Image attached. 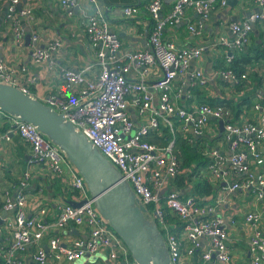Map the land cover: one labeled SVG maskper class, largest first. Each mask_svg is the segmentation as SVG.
<instances>
[{
  "label": "built area",
  "instance_id": "2783aa9c",
  "mask_svg": "<svg viewBox=\"0 0 264 264\" xmlns=\"http://www.w3.org/2000/svg\"><path fill=\"white\" fill-rule=\"evenodd\" d=\"M32 1L0 0V7L5 8L4 21L18 43L26 32L19 19L24 17L30 22ZM85 1L92 7L82 15L85 34L95 50V63L81 69L61 68L62 89L48 94L43 102L61 113L120 171L163 236L170 264H232L230 253L236 238L230 237V230L237 221L234 216L224 214L223 195L227 197L240 190L256 202L245 210L243 217L249 231L246 239L249 264H264V153L260 149L264 145V94H257L251 107L257 113L256 121L230 124L226 106L195 102L191 91L196 86L206 87L210 78L234 84L248 81L247 70L235 72L229 65L234 51L250 41L254 26L264 23V0H253L259 7L257 12L228 24L231 40L222 37L214 42L226 50L228 67L214 71L210 77L191 67L201 56L202 46H177L166 41L162 32L166 26L181 23L185 10L192 9L198 19L187 21L186 28L192 35L200 36L215 5L225 6L226 0H174L166 15L161 13L163 0H149L148 47L140 50L123 49L119 35L98 7L99 0ZM59 3L67 15L79 6L78 0ZM123 13L132 17L138 13V7L124 6ZM27 34L35 62L45 61L61 45L59 40H47L40 45L34 29ZM94 67L97 72L88 76L86 73ZM19 72L21 78L16 76L14 67L0 58V82L31 95L29 85L33 76L26 65L20 66ZM175 81L178 84L174 87ZM9 119L30 151L20 177L21 188H27L31 167L37 164L66 181L68 189L78 196L77 202L83 203L73 206L69 201L62 202L54 219L45 221V208L37 214L27 213L22 191L14 196L5 195L4 209L13 217L5 234L8 242L0 241V264H25L28 246H34L31 258L36 264H68L99 253L105 254L106 264H136L124 241L96 210L83 177L64 153L33 124L10 115ZM211 120L216 123L221 120L223 130L217 142H205L202 151L210 159L205 170L218 182L222 194H210V202L206 204L195 192L183 195L176 187L178 178L201 176L205 170L199 173L192 172V167H180L174 133L177 126L183 136H189L188 140L195 143L206 133ZM163 128L173 135L165 144L146 139L161 136ZM1 139L8 140L7 133ZM222 142L228 145V155L220 151ZM170 215L179 223L173 222ZM69 224L83 226L85 230L82 236L65 243L63 234L69 232Z\"/></svg>",
  "mask_w": 264,
  "mask_h": 264
},
{
  "label": "crops",
  "instance_id": "0c3cea01",
  "mask_svg": "<svg viewBox=\"0 0 264 264\" xmlns=\"http://www.w3.org/2000/svg\"><path fill=\"white\" fill-rule=\"evenodd\" d=\"M79 6L72 9L71 15H67L59 0H33L30 3L32 8L31 20L24 17L19 19L21 25L25 26L24 38L19 43L14 40L9 26L4 21L5 8L0 7V58L6 64L16 69V76L21 78L19 67L26 65L28 72L33 76V83L29 85L31 95L43 101L48 94L62 89L64 80L60 77L61 68L81 69L88 64H94L96 60L95 50L91 46L83 24V11L90 12L92 7L85 0H78ZM149 0H99L98 7L106 15L112 30H114L121 40L122 48L125 50L146 49L147 36L149 30V15L146 5ZM174 0H163L162 15L168 14ZM29 5V4H28ZM134 5L138 7V13L132 17H127L123 13V7ZM23 6V5H22ZM21 5L19 6V8ZM259 7L253 0H238L233 7L220 6L216 4L209 18L203 24L200 36L192 35L186 28V23L194 22L198 19L197 14L192 9H186L184 20L176 25L166 26L162 36L166 41H171L177 46H202L201 56L195 60L191 67L198 68L209 77L214 71L221 69L225 62L226 50L221 45H214L220 38L231 40L228 24L231 21H241L247 18L248 14L257 12ZM29 25V26H28ZM36 30L39 34V44L44 45L47 40H59L61 45L55 51H51L48 58L42 62H35L31 58V43L25 37L30 30ZM237 61L252 59L244 66L248 71V81L241 87L234 83L224 81L222 78H210L206 87L200 88L199 97H216L227 99L230 111L229 123L237 124L246 121H256L257 113L251 107L257 100V94H264V23L258 22L250 34V41L241 50L234 51ZM256 59V60H253ZM97 68L86 73L93 77ZM186 80L184 86L186 87ZM178 82H174V87ZM251 100V103L243 102ZM196 100V99H195ZM196 102V101H195ZM182 103V100L181 102ZM132 118L134 115L132 114ZM7 133L9 139L0 141V216H3V223L0 225V241L7 243L5 234L9 221L13 215L4 209L5 195L14 196L22 191L26 196L25 209L29 214H37L39 209L45 208L43 215L45 221H52L57 213V206L62 202H77L78 196L68 191L66 181L61 177L52 176L49 171L37 164L31 167L30 182L26 189L20 186V177L25 163L29 157V147L17 136L12 127L9 115L0 111V138ZM219 123L211 120L208 123L206 133L201 138L203 142L213 144L220 136ZM189 135V134H188ZM220 151L225 155L229 154L226 142L219 143ZM264 153V145L260 148ZM188 176L176 182V187L181 189L183 195L195 192L201 197L203 203L209 204L210 194L218 196L222 194L218 182L215 181L214 188L210 184H205L209 191L201 195L199 188L194 184V180L199 178ZM225 198L226 216L232 215L236 218L237 225L231 227L230 237L236 238V243L231 247L232 264H249L246 239L249 231L244 226L243 217L248 207H254L255 200L246 195L243 190L232 194L223 195ZM253 200V201H252ZM2 226L4 228H2ZM69 232L64 233L63 242L68 243L73 238L83 235V226L69 224ZM9 231V230H8ZM53 234V233H50ZM34 246H28L24 253L25 264H36L31 253ZM105 254L99 253L91 258L75 261L68 264H106ZM50 264V263H46Z\"/></svg>",
  "mask_w": 264,
  "mask_h": 264
},
{
  "label": "water",
  "instance_id": "95a60500",
  "mask_svg": "<svg viewBox=\"0 0 264 264\" xmlns=\"http://www.w3.org/2000/svg\"><path fill=\"white\" fill-rule=\"evenodd\" d=\"M237 2L226 0L230 7ZM25 39L30 40L29 34ZM0 111L33 124L64 153L83 177L96 210L124 241L136 264H170L163 236L120 171L61 113L16 86L1 82ZM218 123L222 131L223 122ZM69 203L79 206L83 201Z\"/></svg>",
  "mask_w": 264,
  "mask_h": 264
},
{
  "label": "trees",
  "instance_id": "16d2710c",
  "mask_svg": "<svg viewBox=\"0 0 264 264\" xmlns=\"http://www.w3.org/2000/svg\"><path fill=\"white\" fill-rule=\"evenodd\" d=\"M237 57L233 58V61L231 62V64L229 65L235 72H243L245 71L244 66H246L247 64H249L252 59H245L243 58L240 61H237L236 59ZM256 60V59H253ZM227 64L224 62V65L221 67V69L227 68ZM246 82H243L241 84H235L237 87H241L243 86V84ZM192 94H193V98L192 100L199 102V103H208L210 105H223V106H228L229 105V101L227 99H219L216 97H207V96H202L199 97V94L201 93L200 87H193L191 88ZM196 99V100H195ZM243 102H247V103H251L252 101L249 99L244 100ZM253 106V105H252ZM17 136L19 137L18 133H16ZM172 133L166 129L163 128L162 130V135H151L149 137H147L146 139L151 142V143H156V144H165L166 141L168 139H170L172 137ZM175 136V146L177 148V152H178V157H179V161H180V167L181 168H186L188 169L189 167H192V172H199L201 173V171L205 170L207 164L209 163L210 159L206 156L203 155V147L205 145V142H203V140L201 138H198L196 140L195 143H191L188 137L183 136L178 130L175 131L174 133ZM19 139H21L19 137ZM194 177L193 175H189L188 178H192ZM182 178V177H181ZM181 178H178L177 181H179ZM61 181L63 180L62 178L60 179ZM68 191L70 193L73 194V192L71 190L68 189ZM209 191L208 187H205V185L201 188H199V193L201 195L203 194H207ZM166 211H170L169 209H167ZM170 219L173 222L179 223V220L170 215ZM180 227H178L179 229Z\"/></svg>",
  "mask_w": 264,
  "mask_h": 264
},
{
  "label": "rangeland",
  "instance_id": "374dc122",
  "mask_svg": "<svg viewBox=\"0 0 264 264\" xmlns=\"http://www.w3.org/2000/svg\"><path fill=\"white\" fill-rule=\"evenodd\" d=\"M175 130H178L177 126H175ZM194 184H196L197 188H201L203 187L205 184H210L211 188H214L215 180L210 176V174L208 173V171H203L201 176L199 178H197L196 180H194ZM2 228H4L2 226Z\"/></svg>",
  "mask_w": 264,
  "mask_h": 264
}]
</instances>
